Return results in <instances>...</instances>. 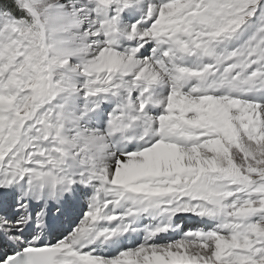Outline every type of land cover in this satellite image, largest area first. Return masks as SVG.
Masks as SVG:
<instances>
[{
	"label": "snow or ice",
	"instance_id": "6c2138e0",
	"mask_svg": "<svg viewBox=\"0 0 264 264\" xmlns=\"http://www.w3.org/2000/svg\"><path fill=\"white\" fill-rule=\"evenodd\" d=\"M0 264H264V0H0Z\"/></svg>",
	"mask_w": 264,
	"mask_h": 264
}]
</instances>
